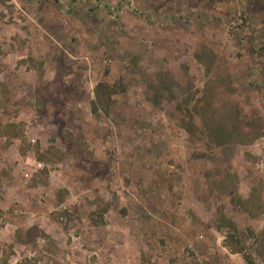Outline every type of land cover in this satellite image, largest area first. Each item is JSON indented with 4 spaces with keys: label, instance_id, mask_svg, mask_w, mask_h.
<instances>
[{
    "label": "rangeland",
    "instance_id": "obj_1",
    "mask_svg": "<svg viewBox=\"0 0 264 264\" xmlns=\"http://www.w3.org/2000/svg\"><path fill=\"white\" fill-rule=\"evenodd\" d=\"M0 264H264V0H0Z\"/></svg>",
    "mask_w": 264,
    "mask_h": 264
},
{
    "label": "trees",
    "instance_id": "obj_2",
    "mask_svg": "<svg viewBox=\"0 0 264 264\" xmlns=\"http://www.w3.org/2000/svg\"><path fill=\"white\" fill-rule=\"evenodd\" d=\"M103 86H106V91H107V94H108L107 98L109 99L110 98V95L112 93V89L109 87V85L104 84V83L98 84V86H97L98 93H99V89L101 90V87L103 88ZM98 98H99V94H98ZM102 98H103L102 100H105L104 99V96Z\"/></svg>",
    "mask_w": 264,
    "mask_h": 264
},
{
    "label": "built area",
    "instance_id": "obj_3",
    "mask_svg": "<svg viewBox=\"0 0 264 264\" xmlns=\"http://www.w3.org/2000/svg\"><path fill=\"white\" fill-rule=\"evenodd\" d=\"M240 22H242V20H241ZM37 167H38V168H42V167H43V164H42V163H38V164H37Z\"/></svg>",
    "mask_w": 264,
    "mask_h": 264
}]
</instances>
